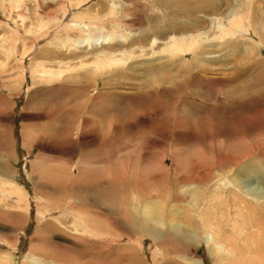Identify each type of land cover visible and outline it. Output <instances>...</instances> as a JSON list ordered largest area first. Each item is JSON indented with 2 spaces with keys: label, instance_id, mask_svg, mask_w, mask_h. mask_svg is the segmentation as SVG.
Wrapping results in <instances>:
<instances>
[{
  "label": "rangeland",
  "instance_id": "1",
  "mask_svg": "<svg viewBox=\"0 0 264 264\" xmlns=\"http://www.w3.org/2000/svg\"><path fill=\"white\" fill-rule=\"evenodd\" d=\"M9 1L0 264H262L264 198L238 181L264 178V0ZM190 32L193 53L160 51ZM106 48L131 53L96 70Z\"/></svg>",
  "mask_w": 264,
  "mask_h": 264
},
{
  "label": "bare ground",
  "instance_id": "2",
  "mask_svg": "<svg viewBox=\"0 0 264 264\" xmlns=\"http://www.w3.org/2000/svg\"><path fill=\"white\" fill-rule=\"evenodd\" d=\"M11 1V0H10ZM9 1V2H10ZM15 4H19V2H16ZM11 5V4H10ZM15 6V5H14ZM115 9V8H114ZM116 10V9H115ZM239 13V12H238ZM234 14L229 20H228V27H227V29L225 28V25L223 26V25H221V29L219 30V38L220 37H222V39H223V36L225 35H230V34H232V33H234V28H237V27H239L240 29H242V27H243V29H245V20L243 19V17L241 16V14ZM20 15H21V18H22V14L21 13H19ZM24 17V16H23ZM218 23V22H217ZM216 23V24H217ZM222 23V22H221ZM223 24V23H222ZM23 25V24H22ZM42 26H43V24H42ZM42 26H40V27H38V28H41ZM102 26V25H101ZM218 26V25H217ZM246 27H247V25H246ZM34 29V28H33ZM247 30H248V28H246ZM246 30V31H247ZM132 32V31H131ZM218 32V31H217ZM236 33V32H235ZM173 33H170L169 35H171V36H169L168 38L170 39L168 42H166L167 44V47L166 48H164V49H162V47H161V52H165V51H167L168 53L167 54H169V55H172L173 56V58L174 57H176V56H178V55H182V56H184V55H186L187 53H189V52H191V53H193V51L199 46V45H197L198 44V42H200V38L199 37H201L200 36V34H194V33H188L187 35H185V34H175V35H172ZM217 36V35H216ZM224 36V37H225ZM109 37H110V35H109ZM108 37V35L107 36H105V38L103 37V38H101L100 36H97L96 38H94V39H92L93 41H95V43H93V45L95 44V45H97V44H103V43H105L104 42V40L107 38V40L108 39H110ZM166 37V36H165ZM99 38H101V39H103V40H98ZM217 38H218V36H217ZM202 38H201V42H202ZM84 41V40H83ZM82 41V42H83ZM85 41L86 42H89V40L88 39H85ZM91 41V40H90ZM106 41V40H105ZM155 41V39L153 38V41L152 42H154ZM98 42V43H97ZM90 45H92L91 43H90ZM165 46V45H164ZM163 46V47H164ZM142 50V49H141ZM164 50V51H163ZM131 52H128V53H126V52H124V56H119V57H116V58H114L113 57V55L111 54V51L110 50H108V48H106V50H104V49H101L98 53H96V54H94V56H93V64L95 65V67H96V63H97V69L96 70H101L100 68H106V67H111L112 66V64H117V62H119V61H122V60H124L123 62H120V63H124V62H126L125 60H126V57L130 54ZM133 54V53H132ZM131 54V55H132ZM125 58V59H124ZM67 64V63H66ZM44 66V65H43ZM67 67H69V65L67 64L66 65ZM82 66V65H81ZM55 70V69H54ZM54 70H46V71H43V74L46 76V74L48 73V74H52L53 72H55ZM59 73V72H58ZM58 73L56 74V75H58ZM60 73H62V72H60ZM47 77V76H46ZM52 77V76H51ZM168 81H173L171 78L170 79H167ZM243 166V165H242ZM246 166V165H245ZM219 169V168H218ZM241 169H242V167H241ZM247 170V168H244V170ZM216 171H217V169H216ZM207 172V171H206ZM199 175V174H198ZM200 176H202V175H200ZM205 176H206V174H205ZM212 176V175H211ZM217 176H219V177H222V176H220V174H218ZM217 176H215V178L217 177ZM224 176V175H223ZM193 178V177H192ZM213 178V177H212ZM223 181V180H222ZM221 182V181H220ZM238 183L243 187V191L246 193H248V194H250L252 197H262V198H264V178H260V179H251V178H248V177H243L242 179H240L239 181H238ZM13 183H11V184H8V187L9 188H5V186H4V184H3V186L2 185H0V199H2L3 198V196H5V195H9V196H11L12 195V193L11 192H13L14 190H16L17 189V187L16 186H14V185H12ZM198 185H202L203 187L205 186V188L207 187V185L205 184V183H202V182H199L198 183ZM238 186V184H236V187ZM3 187V188H2ZM195 187V186H194ZM4 189V190H3ZM195 190V189H194ZM6 191V192H5ZM196 191V190H195ZM235 190H233V192H234ZM17 192V191H16ZM20 193V192H19ZM16 194V193H15ZM18 195H20V194H18ZM18 195H16V197L18 196ZM2 197V198H1ZM7 197V196H6ZM15 198V197H14ZM16 199V198H15ZM20 200V199H19ZM25 200V199H24ZM252 202V201H251ZM27 205V204H26ZM253 206H255V205H253ZM251 208V207H250ZM252 211V210H251ZM146 212V209H145V207H144V210H143V214H142V216H144V221H145V219H151L150 218V215L148 214V213H145ZM145 213V214H144ZM171 213V212H170ZM202 214V213H201ZM201 214L199 213V214H197V215H199V217H201ZM253 214H255V213H253ZM256 214H258V213H256ZM256 214L254 215L255 216V218H254V220H252L251 221V219L249 220V223H251L250 225L253 227V229H254V227H255V230L254 231H256V233H258L259 234V236H261V239H262V241H263V243H264V227H263V229H261V230H256V228H258V227H261L262 225H264V213L262 214V213H259L257 216H256ZM263 216H262V215ZM141 215V214H140ZM249 215V214H248ZM154 217V216H153ZM155 221L158 223L159 222V219H155ZM149 223V222H148ZM171 224L173 225L174 223L173 222H171ZM177 226L176 227H172L173 228V230L174 231H179L180 232V234L181 235H183L184 237L185 236H188V235H190L191 236V233L190 232H185V231H180V224H179V222L176 224ZM76 226V225H75ZM78 226V225H77ZM77 226H76V228H77ZM74 227V226H73ZM201 227V226H200ZM198 228V227H197ZM196 228V229H197ZM145 230L146 231H151L152 230V228L151 227H145ZM211 233V232H210ZM213 233V232H212ZM237 234H239V231L237 232ZM251 234H252V232L251 233H247V234H244L245 236H243V238H244V240H245V248L247 249V250H249V252L250 251H252L253 249L252 248H258L257 247V241L255 240L256 238H254L253 237V241H252V243H250V244H248L246 241L248 240V237L249 236H251ZM211 235V234H210ZM248 235V236H247ZM258 236V237H259ZM193 237H195L196 238V236L195 235H193ZM252 237V236H251ZM197 239V238H196ZM220 242H222V241H220L219 240V242L218 243H220ZM248 244V245H247ZM219 246H221L222 248H223V252H227L228 251V249H224V247H223V244L222 243H220L219 244ZM262 246V245H261ZM212 248V247H211ZM215 250V249H214ZM246 250V251H247ZM230 251V250H229ZM228 251V252H229ZM218 252H220V251H218ZM234 251H231V253H233ZM215 253H217V251L215 250ZM230 253V254H231ZM264 255V254H263ZM262 264H264V261H263V263Z\"/></svg>",
  "mask_w": 264,
  "mask_h": 264
}]
</instances>
